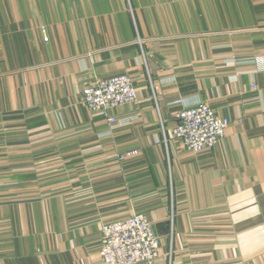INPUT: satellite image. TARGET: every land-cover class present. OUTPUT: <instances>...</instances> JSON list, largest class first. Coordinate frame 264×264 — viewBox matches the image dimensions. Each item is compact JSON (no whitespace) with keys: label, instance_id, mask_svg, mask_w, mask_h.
<instances>
[{"label":"crops","instance_id":"obj_1","mask_svg":"<svg viewBox=\"0 0 264 264\" xmlns=\"http://www.w3.org/2000/svg\"><path fill=\"white\" fill-rule=\"evenodd\" d=\"M120 74L111 124L82 88ZM201 102L230 125L194 154L172 131ZM135 213L160 264H264V0H0V264H103Z\"/></svg>","mask_w":264,"mask_h":264},{"label":"built area","instance_id":"obj_2","mask_svg":"<svg viewBox=\"0 0 264 264\" xmlns=\"http://www.w3.org/2000/svg\"><path fill=\"white\" fill-rule=\"evenodd\" d=\"M82 93L87 108L101 113L111 124L118 121L113 113L116 108L134 104L138 100V91L128 74L90 81L84 85ZM178 119L172 137L194 154L213 150L230 125L229 118L219 115L210 104L204 102L183 108L178 113ZM139 154L138 150H131L118 158L125 161ZM100 248L103 264H160L161 241L144 213L104 223Z\"/></svg>","mask_w":264,"mask_h":264},{"label":"water","instance_id":"obj_3","mask_svg":"<svg viewBox=\"0 0 264 264\" xmlns=\"http://www.w3.org/2000/svg\"><path fill=\"white\" fill-rule=\"evenodd\" d=\"M155 228H156V227L153 225V229H154V231H155Z\"/></svg>","mask_w":264,"mask_h":264}]
</instances>
